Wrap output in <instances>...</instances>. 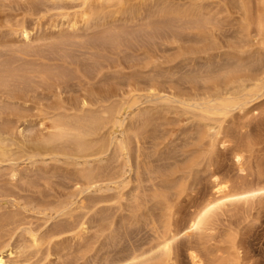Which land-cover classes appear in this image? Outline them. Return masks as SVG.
<instances>
[{
    "label": "bare ground",
    "instance_id": "1",
    "mask_svg": "<svg viewBox=\"0 0 264 264\" xmlns=\"http://www.w3.org/2000/svg\"><path fill=\"white\" fill-rule=\"evenodd\" d=\"M249 1L232 0L224 40L222 0H0V264H178L182 240L193 264H239L218 222L263 207V180L215 169L182 222L178 204L214 169L224 121L264 97V0L255 18ZM97 192L114 200L98 217Z\"/></svg>",
    "mask_w": 264,
    "mask_h": 264
},
{
    "label": "rangeland",
    "instance_id": "2",
    "mask_svg": "<svg viewBox=\"0 0 264 264\" xmlns=\"http://www.w3.org/2000/svg\"><path fill=\"white\" fill-rule=\"evenodd\" d=\"M224 1L229 2L231 14L234 15V17H233V15L231 16V17H233V19L230 17V20L224 22L222 28H225V30L221 29V32L222 31L225 32V34L222 33L225 37L223 39L225 40L226 38L227 39L232 38V37L229 38V36L236 37L237 35H239V33H238V31L240 29V22L239 21H240L241 17H239L238 15L241 16L242 13H240V11L237 10V7L232 6V4H231L232 0H228V1L222 0V2H224ZM252 1H254L253 4H252L251 0L249 1V3H250V5L251 4L253 5V6H251V9L254 7L251 10V14H252V16L254 15V18H255L257 16V10L259 7L258 5L260 4V0H252ZM254 3L256 5L258 3V5H257L258 7L254 6L255 5ZM255 7L257 10L255 9ZM237 23L239 25H237ZM254 25H255V23H253L252 28L255 30L254 33H256V26H254ZM230 27H231V29L232 28L233 29L231 30ZM227 29H228V31H227ZM232 31H234V32H232ZM231 32H232V35H231ZM186 35L187 34H185V36ZM230 40H235V38H232ZM189 122H190V119L187 118L186 116L182 115L180 117L179 124L177 125V130H179L180 126H182L184 124H188ZM33 123H35V127L37 128L38 127L37 121H34ZM223 131L224 132L221 133L219 142L217 144V148L218 147L219 148L217 149L218 152H216V156H215V160H214V162L215 161L216 162H215V164L213 163L214 165H212L214 168L212 170V172L216 169L215 170L216 174L214 172L212 173L210 171V168H207L208 172L206 171L207 170L206 169V170H203L202 172L199 173L200 174L199 176H201V174H202V177H199V179H201V180L197 181V183H196L198 187H196V185H195L193 188V191L191 190L192 192L189 191L190 193L188 192L187 194H185V196H183L184 198H182L178 204V210H179L178 217H179V219H181L180 222L184 221L185 217H188L190 215V212H192L191 210H193L194 207H196V204L198 205L199 202L202 201V199H204V196L206 197V195H204V194H207V193L209 194L211 192L212 187L214 186L213 185L214 183L212 182L213 180L211 181V176H212V178L214 177L212 174L219 175L217 177H219V178L221 177L220 179H222V180H224V179L227 180L226 178L229 179V177H230V179H229L230 185H233V183L235 185L237 183H239L238 185H240L241 184L240 182L245 183L246 180H247L246 182H249L248 180H250V182L253 180V182H254L257 180V176H258V179H260L258 181L263 180V182H264V176H263L264 175V97L260 98L249 109L242 110V111H236L231 116H229L224 121ZM249 138H250V140L251 139L253 140V141L251 140L252 142H254V141L255 142L252 143L249 140ZM178 139L174 140L175 143L177 141H179ZM243 142L245 144H243L242 147H244L245 149L247 148L246 145H248V144L252 143V145L253 144L256 145V146H253L252 151H250L251 154L249 151H245V149H244V154L246 156L245 158H247L248 160L249 159L251 160V162L248 163V160L246 159L247 161L246 160L245 161L247 162V164H245V165H244V163H245V161H244L242 167L245 166L244 167L245 169L242 167L240 168L241 165H239L238 162L235 161L237 159H236V156L234 155L236 149H237L236 152L238 150H240ZM256 142H257V144H255ZM171 144H172V142L169 144L170 147H173L175 145V144H172L173 145L172 146ZM256 149H258V151ZM255 151H257V152H255ZM246 152H247V154H246ZM249 154L253 158H251V157L248 158L250 156ZM212 166H210L211 169H212ZM205 171L207 173H205ZM259 172L262 174L263 178H261L262 176H260L261 174H259ZM223 177H226V178H223ZM242 177L245 178L244 182L242 181L243 180ZM240 178H241V181H240ZM231 180H233L234 182L233 181L231 182ZM237 180H238V182H237ZM198 182H199V185H198ZM209 190H210V192H209ZM109 191L111 192V193L109 192V195L110 194L113 195L112 193L115 192V191L113 192V190H109ZM107 192H108V190L106 191V193ZM102 193H104V194H102ZM106 193L105 192H99V193L97 192L98 196L95 195L96 193L94 194L95 197H93L94 195H91V196L96 201H98L97 199H99V201H100L101 197L105 198L104 195H106ZM109 195L108 196L106 195V198L111 197ZM101 201H103V200H101ZM101 201L99 203L100 204L103 203L102 208H101V210H98L99 212L98 211L96 212L97 214L95 213V216H97V215L99 216L98 213H100V211H101V213H103L102 211L105 210V208H107V207H104L105 206L104 204L108 205L111 201H112L111 203L114 202V200H110L109 202H107V201L101 202ZM95 207H101V206L100 205L98 206V203H97ZM258 208H259V210H257V211L253 210V209H251L253 211H250V212H248V210L246 212L243 211V213L245 214L244 216H246V217L243 216V213H234L233 211H230V213L227 212L228 214H226L225 216H222L220 218L221 221L219 220L220 222H218V224H219L218 226H220V228L218 227L219 229L217 228V230H219V231H217V232H219L218 236H220V233L223 234L222 232H224L226 234L230 230H232V231L237 230L239 232L238 241L240 244V251H241V253H240L241 255H240V257H238L241 259V260H239V264L240 263L241 264H264V204H263V207L258 206ZM254 209H256V208H254ZM105 211L107 212V210H105ZM109 211H111V209H109ZM234 211L237 212V210H234ZM240 212H242V211H240ZM252 212H253V214H252ZM188 213H189V215H187ZM247 213H249V214H247ZM250 213L253 216H251ZM247 215H249V216H247ZM220 229H221V232H220ZM225 234L223 236L222 235L221 236L225 237ZM222 237L215 238V240L214 239L211 240L212 244H210V246H212V247H210L208 245V248L210 247L209 248L210 250H208V248L205 249L207 251V255L210 256V258L213 255L212 251L215 252L216 250L219 249L218 250L219 252L217 251L215 253L221 254V252H223L224 250L221 251L220 248L222 247L221 249H223L224 247L227 246V243L226 244L223 243L224 240H222ZM123 244H126V241H125V243H122L120 245L122 246ZM184 244H186V242H185V240H182L178 245L179 256H178L177 263L178 264H193L191 262L190 258L187 256L188 254L185 251V248H184L185 245ZM127 245H128V243L126 245H124L123 247H126ZM218 245H220V246H218ZM222 245L223 246L225 245V246L223 247ZM121 246H117L114 249L115 250L117 249L116 251H118V247H120L119 249H121ZM216 247H217V249H216ZM205 250L202 251L203 254L206 253ZM208 252H210V253L208 254ZM112 254H113V252H112ZM223 254L226 255L227 252H226V254L225 253H223ZM204 255L206 257H208L206 254H204ZM227 255H229V254H227ZM213 256L215 257L217 255H213ZM10 257H12L11 258L12 262L9 259L7 261V264H15L17 262L19 263L20 259H17V256L15 254H12ZM14 258L17 259L15 263L13 262V261H15V260H13ZM51 258L54 259L55 257L52 255ZM235 258L236 257L234 256V259ZM238 258L235 259V260H237V262H238ZM58 261L53 260V261H51L52 263H50V264H54V262H55V264H61V262L59 261L60 262L59 263ZM234 262H235L234 260L231 261L232 264H238V263H236V262L234 263ZM43 263H44V261L40 262L38 264H43Z\"/></svg>",
    "mask_w": 264,
    "mask_h": 264
}]
</instances>
